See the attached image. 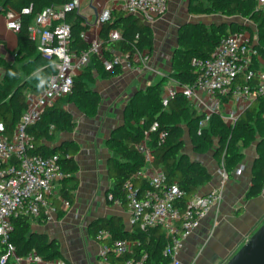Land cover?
Instances as JSON below:
<instances>
[{
	"label": "trees",
	"instance_id": "trees-1",
	"mask_svg": "<svg viewBox=\"0 0 264 264\" xmlns=\"http://www.w3.org/2000/svg\"><path fill=\"white\" fill-rule=\"evenodd\" d=\"M66 1L0 0V14L12 10L21 16L22 21L17 32L18 46L11 51L12 57L0 54V69L3 71L0 76V120L5 124L9 135L13 134L27 110L29 97L40 93L35 88L36 81L29 80L28 77L37 67L44 68L50 61H55L54 57L45 56L38 50L36 41L30 35L29 25L35 15L46 7L62 9ZM26 8L29 11H24ZM189 11L194 14H218L228 20H238H220L212 24L196 23L197 20L183 22L178 29V45L173 51L171 71L159 76L145 88L135 91L127 101L124 123L112 131L107 141L112 152L109 160L112 186L108 192H112L115 197L124 198V182L137 175L148 164L147 156L137 148V144L154 122H158L159 126L150 133L149 146L154 156L152 165L165 172L168 184L178 183L187 192V198L212 181L213 173L203 162L193 160L185 153V130L194 151L206 154L212 150L214 158L225 168L229 178L243 160L244 149L256 142L257 157L245 199L256 198L264 192V91L239 113L232 124L226 122L221 113H214L204 126H200L203 114L179 90L169 99L168 105L163 104L164 87L168 80L172 79L179 85L194 84L199 73V66L195 61L210 57L222 38L230 33L248 31L253 35L249 22L256 24V48L264 61V9L257 6L256 0H192ZM65 12V20L71 25V48L78 53L88 50L90 43L85 32L89 23L86 17L78 9H68ZM113 30L121 33L119 40L110 38ZM100 38L103 39L104 58L111 59L115 52H121L134 64L136 53L152 55L154 51L153 26L122 9L112 10L111 19L102 25ZM9 69L16 71L18 77H8L6 73ZM45 70L50 76L56 73L50 68ZM123 71L122 65L107 69L102 58L93 54L90 63L74 76L71 92L58 99L53 106L45 108L40 119L28 128L33 139V147L30 149L32 154L60 156L63 185L59 188V195L71 203L75 201V190L79 183V165L76 159L80 151L79 143L68 141L58 146H49L48 143L54 142L59 133L73 132L76 128V121L66 108L67 104H74L86 116L95 117L102 97L90 84L98 78L119 77ZM163 132L165 136L162 138ZM134 182L143 188L148 187L147 179L141 176H135ZM51 199L61 218L65 211L61 208L60 198L52 196ZM37 220L44 224L48 219L42 214ZM33 224L34 217L25 212L13 217L9 242L15 246L16 253L25 257L36 252L47 261L62 259L64 256L59 240L37 232ZM102 232H108L109 235L100 236ZM89 233L102 246L108 247L106 259L110 264H122L127 259L135 264L145 254L147 257L143 264H170V257L163 252L169 245V238L159 225L145 228L133 225L128 229L121 217L110 216L93 220ZM117 239L132 241V252L118 255L112 248L113 241ZM6 251L7 244L2 243L0 237V259ZM0 264L15 263L8 259Z\"/></svg>",
	"mask_w": 264,
	"mask_h": 264
},
{
	"label": "built area",
	"instance_id": "built-area-1",
	"mask_svg": "<svg viewBox=\"0 0 264 264\" xmlns=\"http://www.w3.org/2000/svg\"><path fill=\"white\" fill-rule=\"evenodd\" d=\"M120 7L127 13L139 16L146 23H154L156 19L166 14L169 0H119ZM257 6L264 9V0H256ZM82 0H67L62 9L46 7L33 18L29 25L31 37L36 41L38 50L45 56L54 57L57 64L63 65L51 77L53 85L44 93L32 94L27 110L17 123L12 135L6 131L5 124L0 120V237L7 244V251L1 256L0 262L8 259L15 264H71L65 260L47 261L38 253L32 252L23 257L16 253V248L9 242L13 230V217L25 212L34 218L42 214L51 218L57 208L52 204L50 195L53 193L56 181L63 177L60 156L58 154H32V135L28 131L41 117L47 107L53 106L58 99L71 92L74 76L82 71L91 61L93 54L99 55L105 67L109 70L116 65L128 67L134 73L147 71L157 72L152 66L151 55L145 52L135 54L136 63L132 64L127 55L115 52L114 56L104 58L103 39H89V49L76 52L71 48V25L65 20V11L80 9ZM29 11V9H24ZM7 28L18 32L21 28V16L8 10L6 13ZM112 17V9L104 8L97 16L96 23L103 25ZM86 37V34H85ZM87 38V37H86ZM112 40H119L118 30L110 32ZM256 40L247 31L233 32L223 37L213 54L204 59L196 60L199 66L197 80L192 85L169 87L163 95L166 106L176 91H182L191 105L204 118L200 126H204L210 116L221 113L226 122L232 124L239 111L250 106L253 99L264 91V71L254 66V58L260 55L256 48ZM67 64H64V58ZM242 75L245 82L238 81ZM258 79L255 83L253 81ZM252 80V82H251ZM229 97L237 104L231 113L223 114V98ZM154 122L145 131L144 138L137 144L153 162L154 156L149 146L150 133L158 128ZM165 133L161 134L163 138ZM154 168L151 174H145L143 167L138 176H146L148 187L142 188L134 182V177L123 184V197H115L108 192L107 199L117 205L127 204L130 210V223L142 228L161 226L169 238V245L164 249V255L170 257V264H182L179 254L184 242L201 224L202 219L217 207L223 194V188L228 181V173L221 166L219 174L222 183L219 187L207 193L199 191L187 198V192L178 183L168 184L167 175L159 168ZM64 204L69 205L68 200ZM102 232L100 236H108ZM133 242L117 239L112 248L118 255L132 252ZM107 246H102L101 254L106 258ZM145 254L135 264H143ZM122 264H134L127 259Z\"/></svg>",
	"mask_w": 264,
	"mask_h": 264
},
{
	"label": "crops",
	"instance_id": "crops-1",
	"mask_svg": "<svg viewBox=\"0 0 264 264\" xmlns=\"http://www.w3.org/2000/svg\"><path fill=\"white\" fill-rule=\"evenodd\" d=\"M172 2L174 1L169 0V9L166 14L151 24L155 31V44L151 60L152 66L157 69V72L147 71L139 74L134 73L128 67H123V70H128L130 73L152 77L153 81L150 84L156 81L157 76L165 75L171 71L173 51L178 45V26L190 20L185 19L179 22L177 17L171 15ZM104 8L121 9L120 1L82 0L78 11L86 17L89 23L85 32L88 40L100 37L102 25L96 23V18ZM0 16V54L12 57L11 51L18 46V34L7 28L5 13H1ZM204 16H206L203 18L205 23L212 24L218 21L208 18L221 15L204 14ZM252 37L257 43V37H254V34ZM254 66L259 70H264V61L261 55L254 58ZM2 72L0 69V76H2ZM124 75L125 71L119 77L98 78L93 83L97 84L96 90L102 97L99 112L95 117H88L74 104H67L66 108L73 114L76 121V128L73 132L59 133L54 142L48 143L49 146H58L63 142L77 141L80 146L76 157L79 165V183L75 190V201L70 202L69 205L64 204L65 199L59 195V188L63 185L62 178L58 179L55 189L50 195V200L53 204L51 197L58 196L65 214L60 218L56 210L46 223L42 224L38 222L37 218H34L33 224V228L37 232L45 233L50 238L59 240L64 256L60 260L71 264H110L101 254L102 245L90 236L89 226L93 220L119 216L126 228L131 229L133 226L130 223L128 205H117L107 199L108 191L112 186L109 176V160L112 152L107 141L112 131L124 123V109L121 115L116 114L115 117L113 115L116 106L120 103L125 104L123 97L128 95L125 92L123 96H119L126 84L118 85L119 83L115 84L114 82ZM243 80V76L240 75L238 81L242 82ZM166 84H173V86L165 85L164 94L169 87H175L178 83L170 79ZM104 99H107L106 104H103ZM102 106H108V110L103 115L100 114ZM236 107L237 104L233 103L229 97L223 98V114L231 113ZM237 113L239 114L241 111ZM187 154L189 155V153ZM256 157L257 143L255 142L244 149L243 160L224 185L220 204L202 219L200 226L185 240L184 247L179 254L182 264H225L261 226L264 221V192L256 198L245 199L251 184ZM207 162L204 159L203 163L212 171L213 179L200 188V193L210 192L222 183V177L219 174L221 166L217 165L218 161L213 154ZM143 171L148 175L154 172V168L151 163H148ZM141 177L147 179L146 176Z\"/></svg>",
	"mask_w": 264,
	"mask_h": 264
},
{
	"label": "rangeland",
	"instance_id": "rangeland-1",
	"mask_svg": "<svg viewBox=\"0 0 264 264\" xmlns=\"http://www.w3.org/2000/svg\"><path fill=\"white\" fill-rule=\"evenodd\" d=\"M171 1V0H170ZM174 2H172L171 4V10L170 13L171 15L173 14L174 17H177V20L179 22H182L185 19H190V20H199L202 19L205 21L206 16H204V14H194V13H190L189 11V6L192 0H173ZM1 19V16H0ZM209 20L211 19H216V21H220L221 19H223L222 16H214L213 18H208ZM235 20H238L237 18H235ZM177 21V23H179ZM253 28V34L254 37H257V29H256V24L253 22H249ZM255 39V38H254ZM125 71V75L120 78L119 80H115V84L119 83L118 85H125L122 90L120 91V95L119 96H123L125 92L128 93V95L123 97V102L125 101V104H118V106H116V108L114 109V115L113 117L116 116V114L121 115L123 109H125V105L127 103V101L131 98V96L134 94L135 91H137L138 89L141 88H145L147 85L150 84V82L153 81L152 77H148V76H143V75H138V74H134V73H130L128 70H124ZM165 74V72H164ZM159 76H157L156 79H158ZM170 83V82H168ZM96 85L97 84H90V86L93 89H96ZM165 85H171V84H165ZM108 86H111L110 84H108ZM173 86V84L171 85ZM128 99V100H126ZM107 103V99H104L103 104ZM108 110V106H102L101 107V112L100 114L103 115L105 114V112ZM184 140H185V147H184V151L187 153H189V156L191 159L193 160H199V161H203L204 159H206V162L208 161V158L210 156H212L213 151L211 150L210 152L206 153V154H202V153H197L194 151L193 148V144L192 141L189 138V135L187 134V131L185 130L184 132ZM208 163V162H207ZM218 166H221L218 162H217ZM201 191V189H200ZM264 222V221H263ZM262 225V224H261ZM255 232V231H254Z\"/></svg>",
	"mask_w": 264,
	"mask_h": 264
},
{
	"label": "water",
	"instance_id": "water-1",
	"mask_svg": "<svg viewBox=\"0 0 264 264\" xmlns=\"http://www.w3.org/2000/svg\"><path fill=\"white\" fill-rule=\"evenodd\" d=\"M221 20L230 22L236 21L235 18L228 20L227 17H224ZM189 21L192 20H188L187 22ZM195 22L204 23L205 21L199 19ZM182 24L183 23L178 26V29ZM122 125L117 126L115 129ZM225 264H264V222Z\"/></svg>",
	"mask_w": 264,
	"mask_h": 264
},
{
	"label": "clouds",
	"instance_id": "clouds-1",
	"mask_svg": "<svg viewBox=\"0 0 264 264\" xmlns=\"http://www.w3.org/2000/svg\"><path fill=\"white\" fill-rule=\"evenodd\" d=\"M64 64H67V58H64ZM63 65L57 64L55 61H50L44 68L37 67L32 74L28 77L29 80H35V88L38 92L44 93L53 85V78L47 74L46 68L52 69L53 72L61 70ZM6 75L10 78H17L18 73L9 69Z\"/></svg>",
	"mask_w": 264,
	"mask_h": 264
}]
</instances>
